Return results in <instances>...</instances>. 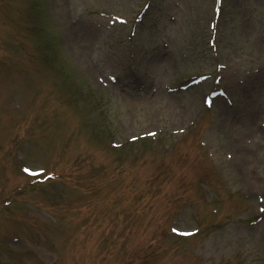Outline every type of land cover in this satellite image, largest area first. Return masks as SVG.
Instances as JSON below:
<instances>
[{
	"label": "rangeland",
	"instance_id": "374dc122",
	"mask_svg": "<svg viewBox=\"0 0 264 264\" xmlns=\"http://www.w3.org/2000/svg\"><path fill=\"white\" fill-rule=\"evenodd\" d=\"M2 5L6 23L1 15L0 37L14 39V18H29L17 37L29 39V57H40L39 66L69 59V65L62 63L63 75L73 73L80 103L74 87L61 94L60 82L35 94L42 79L43 90L60 74L44 68L31 73L29 60L15 62L21 50L0 43V178L7 191L0 196V264H67L65 256L53 255L49 242L44 247L29 241L34 256L15 248L18 234L35 222L45 225L43 235L56 230L57 238L65 239L69 219L75 234L87 235L81 240L86 242L72 241L84 251L68 253L70 247L65 253L77 259L71 264H264V205L256 199L257 187L248 185L235 163L224 161L227 139L215 113L220 104L205 106L207 93L215 95L219 86L215 76L228 63L245 100L258 99L256 112L264 117V0H7ZM52 7L48 23L43 11ZM35 9L42 18L29 15ZM35 24L38 32L29 37ZM69 29L78 40L77 55ZM55 51L59 57L53 58ZM113 76L124 87L112 83ZM156 95L163 101L152 106ZM64 104L92 115L85 124L96 138L93 146L82 137L87 131L82 127L81 136L75 111L72 118L65 116ZM255 141L243 142L241 149L262 158L264 138ZM198 142L215 166L210 175L201 173L198 157L188 155ZM80 147L84 159L74 164ZM59 169L74 179L64 178L68 200L60 198L58 187L52 192L61 183ZM72 197L79 200L74 204ZM174 226L201 232L178 238ZM57 253L62 255L63 247L57 246Z\"/></svg>",
	"mask_w": 264,
	"mask_h": 264
},
{
	"label": "bare ground",
	"instance_id": "6f19581e",
	"mask_svg": "<svg viewBox=\"0 0 264 264\" xmlns=\"http://www.w3.org/2000/svg\"><path fill=\"white\" fill-rule=\"evenodd\" d=\"M59 1L63 3V0H59ZM68 35L77 55L80 52L79 46L78 47L76 46L78 40L76 39V36L73 35L71 29H69ZM261 50L264 52V44L261 45ZM227 67L231 69L230 65H227ZM224 72H225V83L231 84L233 85V87H235L236 86L235 80L232 76H230L232 75V73L229 70H226ZM115 92H116V88H115ZM160 99L161 98L156 95L154 99H152V106H154V104L157 106L160 102ZM236 99L238 104H240L241 103L240 100L238 98ZM218 114H219L218 118L220 116V127L222 131L225 133L227 139V145L224 146V149L226 151L225 154L227 155V158H225L224 160L227 161L228 159L233 163H235V169H237L241 174V176L245 178L248 185L250 187H254V189L257 187L256 199L260 200L262 197L263 199L262 204L264 205V198L261 193V191L264 190V174L259 175V172L261 170H264V165H263L264 157L259 158L257 156V152L246 151L241 149V147L244 145L243 142L245 143L246 141L248 142L247 140L248 138H251L252 140H254V142H256L255 140L264 138V132H263L264 129H261L264 117L261 116L260 114L258 115L254 114L249 118H244V117L236 118L235 116L232 117L231 110L225 109L224 107L222 108L220 107L218 109ZM248 122H250V124H248ZM241 136H244L246 138L241 139ZM230 148L233 150V153L231 155H228ZM237 148L238 150H235ZM244 184L246 183L244 182Z\"/></svg>",
	"mask_w": 264,
	"mask_h": 264
}]
</instances>
